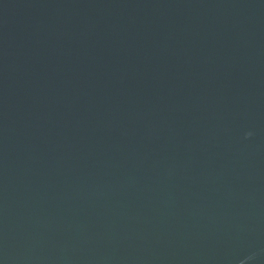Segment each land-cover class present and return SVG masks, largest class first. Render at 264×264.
Returning <instances> with one entry per match:
<instances>
[{
	"label": "water",
	"instance_id": "95a60500",
	"mask_svg": "<svg viewBox=\"0 0 264 264\" xmlns=\"http://www.w3.org/2000/svg\"><path fill=\"white\" fill-rule=\"evenodd\" d=\"M0 264H264V0H0Z\"/></svg>",
	"mask_w": 264,
	"mask_h": 264
}]
</instances>
